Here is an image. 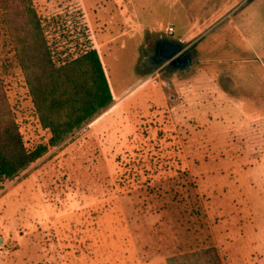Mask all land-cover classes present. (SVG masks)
Listing matches in <instances>:
<instances>
[{
    "label": "rangeland",
    "instance_id": "374dc122",
    "mask_svg": "<svg viewBox=\"0 0 264 264\" xmlns=\"http://www.w3.org/2000/svg\"><path fill=\"white\" fill-rule=\"evenodd\" d=\"M125 2L34 0L56 63L97 49L115 105L0 181V264H168L206 245L264 264V0ZM161 40L192 65L155 64ZM0 74L26 145L47 144L10 42Z\"/></svg>",
    "mask_w": 264,
    "mask_h": 264
},
{
    "label": "trees",
    "instance_id": "16d2710c",
    "mask_svg": "<svg viewBox=\"0 0 264 264\" xmlns=\"http://www.w3.org/2000/svg\"><path fill=\"white\" fill-rule=\"evenodd\" d=\"M10 42L41 127L49 142L26 145L0 74V181L15 180L115 104L97 49L62 65L54 59L34 0H0V47ZM168 264H224L218 248L171 256Z\"/></svg>",
    "mask_w": 264,
    "mask_h": 264
},
{
    "label": "water",
    "instance_id": "95a60500",
    "mask_svg": "<svg viewBox=\"0 0 264 264\" xmlns=\"http://www.w3.org/2000/svg\"><path fill=\"white\" fill-rule=\"evenodd\" d=\"M193 63L188 47L183 41L161 40L155 64L186 69Z\"/></svg>",
    "mask_w": 264,
    "mask_h": 264
},
{
    "label": "crops",
    "instance_id": "0c3cea01",
    "mask_svg": "<svg viewBox=\"0 0 264 264\" xmlns=\"http://www.w3.org/2000/svg\"><path fill=\"white\" fill-rule=\"evenodd\" d=\"M127 1H129V0H126V2L124 3L126 6H128V2ZM139 7H141V6H139ZM126 17H130V15H129V12H127L126 13ZM175 32V30H173L172 32L170 31L169 33L170 34H173ZM115 105V104H114ZM113 105V106H114ZM112 106V107H113ZM111 107V108H112ZM111 108L110 109H108L107 111H105L103 114H101L99 117H97L94 121H92L91 123H90V125H94V126H96V125H101L104 121H106V119L108 118V116H107V114H109V112L111 111ZM107 122V121H106ZM106 122H104V123H106ZM89 125V124H88Z\"/></svg>",
    "mask_w": 264,
    "mask_h": 264
},
{
    "label": "flooded vegetation",
    "instance_id": "af4514ba",
    "mask_svg": "<svg viewBox=\"0 0 264 264\" xmlns=\"http://www.w3.org/2000/svg\"><path fill=\"white\" fill-rule=\"evenodd\" d=\"M159 43H160V41L158 42V44H157V46H156V53H155V55H154L153 58H152L154 63H155V60H156L157 57H158ZM188 53L190 54V57H192V56H191V52H190L189 49H188Z\"/></svg>",
    "mask_w": 264,
    "mask_h": 264
},
{
    "label": "built area",
    "instance_id": "2783aa9c",
    "mask_svg": "<svg viewBox=\"0 0 264 264\" xmlns=\"http://www.w3.org/2000/svg\"><path fill=\"white\" fill-rule=\"evenodd\" d=\"M170 31L172 32L173 31V28H171Z\"/></svg>",
    "mask_w": 264,
    "mask_h": 264
}]
</instances>
